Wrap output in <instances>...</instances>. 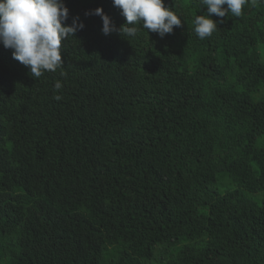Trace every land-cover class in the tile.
Returning <instances> with one entry per match:
<instances>
[{
  "label": "trees",
  "instance_id": "1",
  "mask_svg": "<svg viewBox=\"0 0 264 264\" xmlns=\"http://www.w3.org/2000/svg\"><path fill=\"white\" fill-rule=\"evenodd\" d=\"M63 2L66 76L0 45V264H264V3L201 40L200 0L164 38Z\"/></svg>",
  "mask_w": 264,
  "mask_h": 264
},
{
  "label": "clouds",
  "instance_id": "2",
  "mask_svg": "<svg viewBox=\"0 0 264 264\" xmlns=\"http://www.w3.org/2000/svg\"><path fill=\"white\" fill-rule=\"evenodd\" d=\"M200 2L207 12L196 15L193 23L195 35L203 40L218 30V23H223V20L216 22L211 19L212 14L224 18L230 13L239 18L249 0ZM259 2L264 3V0ZM112 3L126 19L119 29L101 8L85 13L101 18L104 35L117 32L121 37L134 38L143 29L147 35L150 31L164 38L173 32L174 27L182 26V19L166 7L163 0H112ZM68 18L69 9L63 0H0V45L11 50L12 57L29 69L33 78H40L45 71L56 72L58 69L61 76H66L61 56L62 42L84 28L78 17L67 25ZM62 87L61 81L55 82L57 92ZM53 98L60 101L62 96L55 95Z\"/></svg>",
  "mask_w": 264,
  "mask_h": 264
},
{
  "label": "rangeland",
  "instance_id": "3",
  "mask_svg": "<svg viewBox=\"0 0 264 264\" xmlns=\"http://www.w3.org/2000/svg\"><path fill=\"white\" fill-rule=\"evenodd\" d=\"M231 189H233V187H231Z\"/></svg>",
  "mask_w": 264,
  "mask_h": 264
},
{
  "label": "bare ground",
  "instance_id": "4",
  "mask_svg": "<svg viewBox=\"0 0 264 264\" xmlns=\"http://www.w3.org/2000/svg\"><path fill=\"white\" fill-rule=\"evenodd\" d=\"M44 191V190H43Z\"/></svg>",
  "mask_w": 264,
  "mask_h": 264
}]
</instances>
